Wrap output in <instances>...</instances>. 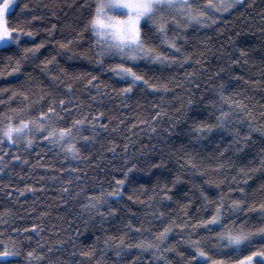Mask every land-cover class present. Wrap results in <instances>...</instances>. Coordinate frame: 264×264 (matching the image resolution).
I'll return each mask as SVG.
<instances>
[{
	"label": "snow or ice",
	"instance_id": "1",
	"mask_svg": "<svg viewBox=\"0 0 264 264\" xmlns=\"http://www.w3.org/2000/svg\"><path fill=\"white\" fill-rule=\"evenodd\" d=\"M254 2L71 0V21L51 10L57 22L41 28L44 15L13 16L20 7L27 17L28 3L0 0V77L15 79L0 87V173L46 170L6 195L19 204L31 193L35 205L47 179L69 207L57 213L61 227L47 229L49 211L25 219L0 209V264H264V95L255 104L246 95V85L264 88V56L253 60L256 46L235 31ZM229 31L231 51L214 39ZM75 60L88 66H67ZM140 125L147 143L124 134ZM111 133L124 143L105 145ZM117 148L122 156H104ZM66 215L92 231L90 244L63 226ZM46 230L56 233L50 244Z\"/></svg>",
	"mask_w": 264,
	"mask_h": 264
},
{
	"label": "trees",
	"instance_id": "2",
	"mask_svg": "<svg viewBox=\"0 0 264 264\" xmlns=\"http://www.w3.org/2000/svg\"><path fill=\"white\" fill-rule=\"evenodd\" d=\"M23 3H28L29 8L25 9V13H27V17H25L23 14L17 16V13H20V7H16L13 12V16L16 17L17 20H23L25 18L30 19L31 15H44L47 17V19L43 22L39 23V26L45 27L49 26L50 23H56L57 17L61 19V22H63L64 19H67L68 21H71L73 18V8H69V4L71 3V0H17V4L22 5ZM55 4V9H52V5ZM44 5H48L49 7H44ZM51 10L57 11V17L51 16ZM264 0H255L254 5L252 7H244L241 8L240 11L244 13L243 17H240L235 20V31L241 32V40L244 43H248L250 45H255L254 55L250 53V56L253 60L259 61V59L264 56V53L261 52V49L259 47V42L264 39V37L261 36V33L259 32V29L261 27H264V22H262L261 17L264 16ZM234 16L239 17V13H235ZM229 21H231L232 17H226ZM36 23V22H34ZM243 29H249L248 31H242ZM234 35L233 31H229L226 35H218L215 36L214 39L216 42L220 44H224L225 48H227L229 51H231V46L227 44V39L229 37H232ZM41 36H46V33H39L36 41L38 42L39 38ZM48 47H52L51 45L46 46L45 49H42V52L46 54ZM58 59H61V63H65V59L58 57ZM6 62V57H0V65ZM219 61L215 59H211L210 63L215 65ZM73 64L77 66H88L86 61L81 60H75V61H68L67 66L71 67ZM260 67L259 63H256L254 65L250 66V71L248 72V75L251 76L253 80L261 79L259 76L257 69ZM9 83H15V79L13 77H0V87H4ZM247 92L246 95H251L254 97L253 104H255L256 101L261 100V96L264 95V88L256 87L255 85H246ZM109 107H112V105H109ZM118 107V106H117ZM2 110V109H0ZM135 111L139 112V109H135ZM121 119H124V117L127 115V118L129 121L134 119L133 116L128 115L124 109H120ZM143 125H140L138 128L133 129L132 132H135V136L132 135V132H125L124 134L126 136H129L133 140H141L144 143L148 142V135H147V129H144V132L140 131V128H143ZM124 129L122 128L121 131ZM106 134L101 133V137H104ZM116 139L117 143L122 145L124 143L123 137L119 136L118 134L111 133L107 134V138L104 140L105 145H107L108 140ZM139 145H137L138 147ZM211 148V146H210ZM102 149L100 148V145L97 144L95 148L92 150L94 153L100 152ZM131 150V148H130ZM37 152H43L44 154L47 153V149L41 145L39 149H37ZM120 157L123 155V153L120 151L119 148H117V151L115 154L111 152H104V156L107 159H112L113 156ZM36 158V154L33 153L32 160L34 161ZM107 159L100 163V170H104V164L107 163ZM42 163L48 162L46 159L41 161ZM114 163L118 162V160H113ZM80 167L84 168L85 165L81 164ZM95 167V165H93ZM23 171L24 176H18L16 173H20ZM46 170L42 168H35L30 174H29V168L27 166L21 168L19 165H15L12 168L11 173L5 174L0 173V179L4 180V182L10 183L12 185L11 188L6 189L4 191H0V209L6 206L13 207L14 212L17 213L20 217H25V219H30L32 216H38L41 211H49L48 217L43 218L44 225L47 228H51L53 224L56 225V227H61V222L59 221V217L57 213L66 214L69 211V207H66L63 205L59 200L56 199L57 196V189L59 187L58 184H54L52 181H48L45 179L44 181H40L41 183H45L48 185V191L47 192H37V196H39V199L36 200V204L33 205L32 201L35 199V197L31 193H26L25 196L21 199V203L17 204L14 200L9 198L6 195L7 191H12L15 194V187L16 186H22V183H32L34 180L39 181L41 175H45ZM50 174V173H49ZM92 169H88V175H93ZM259 175V174H258ZM256 177L253 178V181H250V183H255ZM0 188H3V185H0ZM72 191H75V188L72 189ZM67 198V197H65ZM52 205L51 209H49V205ZM35 207L37 211L35 213L31 212V208ZM27 210V215L26 211ZM72 214L74 216L76 211H81L78 206L71 209ZM82 221H87V214H85L84 217L81 218ZM23 221L18 220L16 226H19ZM114 223V222H113ZM68 224H71L73 229L79 227L81 228L82 235L79 237V239L84 244H90L91 243V237L93 235L92 231H85L83 228V223H77L72 218H69L66 215V220L63 226L66 228ZM12 235H15V233H12ZM56 233H48L47 230L44 233V242L51 243L50 238H55ZM35 239L32 241L33 244H35ZM173 239H178V236L173 234ZM185 246H181V250H183ZM22 260L23 258H18ZM110 264V262H109Z\"/></svg>",
	"mask_w": 264,
	"mask_h": 264
}]
</instances>
